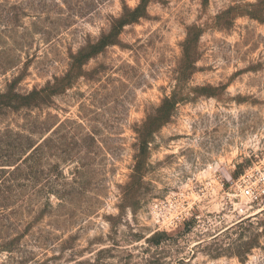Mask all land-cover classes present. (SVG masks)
Returning a JSON list of instances; mask_svg holds the SVG:
<instances>
[{
	"label": "rangeland",
	"instance_id": "rangeland-1",
	"mask_svg": "<svg viewBox=\"0 0 264 264\" xmlns=\"http://www.w3.org/2000/svg\"><path fill=\"white\" fill-rule=\"evenodd\" d=\"M0 264H264V0H0Z\"/></svg>",
	"mask_w": 264,
	"mask_h": 264
},
{
	"label": "trees",
	"instance_id": "trees-1",
	"mask_svg": "<svg viewBox=\"0 0 264 264\" xmlns=\"http://www.w3.org/2000/svg\"><path fill=\"white\" fill-rule=\"evenodd\" d=\"M132 20H134V19H132ZM99 52L100 51H98V50L91 51V53H89V55H87V56H92V54H97ZM75 65H78V64H76V63L72 64V66H71L72 69L75 68ZM65 79L66 78L64 77L62 79V81H64ZM15 81H17V80L15 79ZM58 90H59L58 86H56V87L51 86L50 83H48L45 87H43L41 89L38 87H35L30 92H28L26 94L19 95V97L21 98V102L18 106L19 107H26V108L42 106V105L46 104L48 98L51 97L52 95L56 94L58 92ZM169 102H174V100L167 98L164 100L163 103H169ZM163 105L164 104H162L160 106V108H158L156 115L149 114L147 116V118L143 121L142 125L138 129V131L140 132V143L144 146V150H146V148L148 146V142L150 140V135H152V133H154L158 128H161L162 125H164L165 123L170 121L171 114H168L166 112L164 113V106ZM49 140H50V138L46 139V141L44 143L37 145V146L35 144H30L29 150H31V152L22 158L21 163H27L31 160L32 161L36 160L37 154L40 153V151L43 149V147L47 146V144L49 143ZM143 158H144V156L142 155L140 160H142ZM21 163L20 164L16 163L18 165L14 168L15 171L20 169ZM134 172H136V173L133 176L141 174V171L139 169H134ZM142 175H143V173L140 175L139 179L142 178ZM129 192H131V191L126 192V195ZM127 196H126V198H127ZM165 234L166 233H164V235ZM159 236H160V234H154L152 240L158 239ZM251 247H252V244L247 243V250H250Z\"/></svg>",
	"mask_w": 264,
	"mask_h": 264
},
{
	"label": "built area",
	"instance_id": "built-area-1",
	"mask_svg": "<svg viewBox=\"0 0 264 264\" xmlns=\"http://www.w3.org/2000/svg\"><path fill=\"white\" fill-rule=\"evenodd\" d=\"M244 193L247 194V195H251V194H252V189L247 187V188L244 190Z\"/></svg>",
	"mask_w": 264,
	"mask_h": 264
}]
</instances>
